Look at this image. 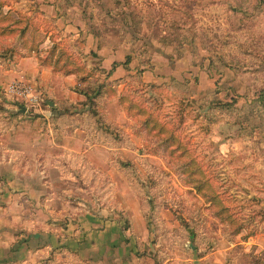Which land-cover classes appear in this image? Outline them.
I'll return each mask as SVG.
<instances>
[{
  "label": "rangeland",
  "instance_id": "374dc122",
  "mask_svg": "<svg viewBox=\"0 0 264 264\" xmlns=\"http://www.w3.org/2000/svg\"><path fill=\"white\" fill-rule=\"evenodd\" d=\"M28 57L77 73V114L47 103L62 94ZM18 79L39 105L6 93ZM77 126L108 147L107 167L62 169L74 178L52 192L125 217L137 205L159 258L264 264V0H0L1 144Z\"/></svg>",
  "mask_w": 264,
  "mask_h": 264
},
{
  "label": "crops",
  "instance_id": "0c3cea01",
  "mask_svg": "<svg viewBox=\"0 0 264 264\" xmlns=\"http://www.w3.org/2000/svg\"><path fill=\"white\" fill-rule=\"evenodd\" d=\"M25 59L44 90L62 94L47 103L53 108L69 105L77 114L78 108L71 106L84 99L70 89L77 83V73L63 75L51 65ZM50 114L45 111L44 117ZM48 129L7 132L10 140L0 142V264L184 263L181 258L155 256L151 232L136 204L125 217L128 206L114 210L101 206V199L87 201L67 188L52 192L55 183L68 185L67 179L74 178L72 172L63 175L62 169L83 171L87 165L105 169L108 147L87 146V132L78 126L71 132ZM15 135L21 139L12 140ZM50 170H56L55 177Z\"/></svg>",
  "mask_w": 264,
  "mask_h": 264
},
{
  "label": "built area",
  "instance_id": "2783aa9c",
  "mask_svg": "<svg viewBox=\"0 0 264 264\" xmlns=\"http://www.w3.org/2000/svg\"><path fill=\"white\" fill-rule=\"evenodd\" d=\"M18 103L23 104L26 109L39 105L43 98L35 86L24 80H12L5 89Z\"/></svg>",
  "mask_w": 264,
  "mask_h": 264
},
{
  "label": "trees",
  "instance_id": "16d2710c",
  "mask_svg": "<svg viewBox=\"0 0 264 264\" xmlns=\"http://www.w3.org/2000/svg\"><path fill=\"white\" fill-rule=\"evenodd\" d=\"M70 73H72V72H70ZM65 74V73H64ZM67 74H69V72L67 73ZM171 136V139H172V141H174V142H177V138L175 137V136H173V135H170ZM169 136V137H170ZM178 146H177V148L178 149H181L183 152L181 153V154H179L178 156L179 157H182L183 155H184V152L187 154V151H186V148H184V146H182V145H180L179 143L177 144ZM166 146H167V143H166ZM168 146H170V144H168ZM177 148H175L176 150H177ZM176 169V168H175ZM178 171V173L180 174L181 172H179V170H177ZM185 172V171H184ZM202 173V171H200L199 170V168L198 169H196L192 174H191V177L193 176V175H195V174H201ZM181 175V174H180ZM183 180V179H182ZM186 181V180H185ZM189 183H197V180H192V181H190ZM203 184V183H202ZM195 189H196V191L200 194L201 192H202V187H200L199 185H196V187H195ZM203 197H204V195H203ZM205 197H206V195H205ZM214 199V197H210L209 199H206L205 198V200L206 201H212ZM239 233V230H236L235 232H234V235H237Z\"/></svg>",
  "mask_w": 264,
  "mask_h": 264
},
{
  "label": "water",
  "instance_id": "95a60500",
  "mask_svg": "<svg viewBox=\"0 0 264 264\" xmlns=\"http://www.w3.org/2000/svg\"><path fill=\"white\" fill-rule=\"evenodd\" d=\"M49 105H52L53 103L52 102H48ZM22 111L24 112L25 111V107H21Z\"/></svg>",
  "mask_w": 264,
  "mask_h": 264
}]
</instances>
